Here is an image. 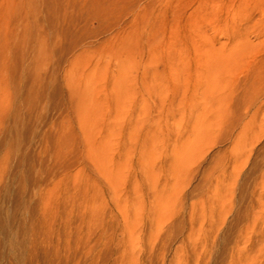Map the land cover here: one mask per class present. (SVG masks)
Returning <instances> with one entry per match:
<instances>
[{
    "label": "rangeland",
    "instance_id": "1",
    "mask_svg": "<svg viewBox=\"0 0 264 264\" xmlns=\"http://www.w3.org/2000/svg\"><path fill=\"white\" fill-rule=\"evenodd\" d=\"M0 264H264V0H0Z\"/></svg>",
    "mask_w": 264,
    "mask_h": 264
},
{
    "label": "bare ground",
    "instance_id": "2",
    "mask_svg": "<svg viewBox=\"0 0 264 264\" xmlns=\"http://www.w3.org/2000/svg\"><path fill=\"white\" fill-rule=\"evenodd\" d=\"M26 5H28V4H26ZM22 6V5H21ZM26 7V6H25ZM59 27H60V24H59V22L58 23H56V26H55V28L56 29H59ZM69 82L71 83V85L70 86H73L74 85V80L71 78V74H72V71L71 72H69ZM34 84L35 85H41L42 84V80H41V77H37L35 80H34Z\"/></svg>",
    "mask_w": 264,
    "mask_h": 264
}]
</instances>
